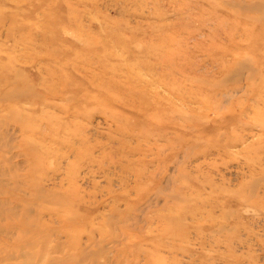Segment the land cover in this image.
Wrapping results in <instances>:
<instances>
[{"label":"rangeland","instance_id":"1","mask_svg":"<svg viewBox=\"0 0 264 264\" xmlns=\"http://www.w3.org/2000/svg\"><path fill=\"white\" fill-rule=\"evenodd\" d=\"M0 264H264V0H0Z\"/></svg>","mask_w":264,"mask_h":264}]
</instances>
